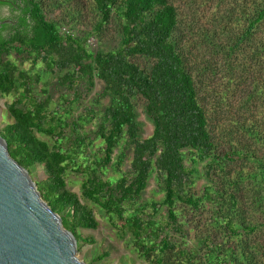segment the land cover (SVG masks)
<instances>
[{"label": "trees", "instance_id": "16d2710c", "mask_svg": "<svg viewBox=\"0 0 264 264\" xmlns=\"http://www.w3.org/2000/svg\"><path fill=\"white\" fill-rule=\"evenodd\" d=\"M13 1L21 5L22 14L16 25L0 27V93H22L8 106L10 121L0 129V136L11 156L30 174L38 166L44 168L46 178L35 183L43 200L75 236L78 248L85 241L78 229H96L98 221L93 210L68 189L65 176L76 166L80 152L87 153L101 139L102 156L93 168L85 169L89 171L83 196L99 206L121 232L130 234L134 250L148 264H264V239H252L258 232L264 234V156L260 152L264 151V80L254 82L252 97L247 98H256L259 106L245 113L240 110L233 118L230 132L247 138V145L235 148L236 138L229 137L228 148L219 151L202 103L206 98L199 97L176 38L179 14L169 0H91L98 15L95 33L113 19L119 22L120 46L111 51L87 49V34L63 33L59 22L47 20L44 0ZM261 5H255L243 33L224 46L227 64L241 48L253 49L251 60L264 63ZM6 29L5 39L1 36ZM136 57L151 60L150 69L141 68ZM29 60L33 66L45 63L58 74L55 86L72 94L74 101L81 97V89L92 91L95 79L103 83L95 101L108 99V105L98 115L94 108L87 110L88 116L99 117L94 139L76 133L84 117L65 122L64 115L49 109L50 95L41 98L32 93L39 76L30 77L20 69ZM138 97L145 101V114L153 124V133L146 139L135 107ZM39 135L51 138L53 145ZM119 148L116 167H122L132 153L130 170L116 181H103L99 172L114 163ZM237 162L243 166L238 168ZM245 163H251L249 170ZM154 173L164 197L141 204ZM200 176L206 183L197 195L192 189ZM162 210L164 214L157 218ZM206 211L213 228L196 235V243L190 245L186 239L198 226L194 216Z\"/></svg>", "mask_w": 264, "mask_h": 264}, {"label": "rangeland", "instance_id": "374dc122", "mask_svg": "<svg viewBox=\"0 0 264 264\" xmlns=\"http://www.w3.org/2000/svg\"><path fill=\"white\" fill-rule=\"evenodd\" d=\"M169 2L177 8L179 14L180 24L176 32L179 47L182 49L187 67L192 71L199 97L208 100H204L202 103L206 105L210 118V128L218 143V150L224 151L228 148L229 137L236 138L235 148L240 149L242 147L240 144L246 143L247 145V138H242L239 133L230 132L232 122H234L233 118L240 110L245 113L255 110V106H259L258 103L254 102V100L257 101L256 98L253 100H247V98L252 97L254 82H260L259 79L264 80V63L262 59L260 62L258 61L259 63L251 60L253 49L241 48L233 56V62L227 64L224 46L233 44V41L243 33L248 24V19L253 16L255 5L259 6L261 3L263 5L264 0H169ZM15 5L17 6V4ZM17 7L19 8V6ZM20 8H22L21 5ZM43 9L47 20L60 23L63 33L89 35L86 46L91 51H111L120 46L121 34L117 19H113L101 32L95 33L98 15L94 11V4L91 0H44ZM5 14H1V18L5 17ZM18 14L15 11L10 12L7 19L16 21ZM242 14H244V18ZM6 25L10 24L7 23ZM8 34L9 29H6L2 31L1 37L6 39ZM259 37L262 38L263 33ZM0 40L2 39L0 38ZM253 46L255 47V44ZM10 59L15 58L11 57ZM134 61L146 71L153 64L151 60L142 57H136ZM18 63L20 64V62ZM20 69L27 71L30 77L37 79L39 76V80L34 81L32 85L34 95L41 98L50 95L52 100L49 109L64 115L62 117L65 122L73 123L81 116L84 117L81 118L76 133L83 136L86 134L94 139V131H96L99 117L88 116L87 110L90 111L94 108L98 115L109 102L108 99H102L97 103L95 101L97 93L101 92L103 88V83L99 79H95V87L91 92L81 89V97L74 101L75 97L72 94L65 93L66 90L55 86L58 74L49 71L45 63L39 62L38 65L33 66L32 61L29 60L20 65ZM44 90L47 92L44 93ZM21 93L22 90L10 96L0 93V129L10 121L7 114L8 106L17 97H20ZM63 97H66L68 101H65ZM135 107L138 121L142 123V138L146 139L153 133V124L145 114V101L138 97L135 100ZM261 110L262 108L258 113L260 117ZM39 137L51 145L54 143L47 136L39 135ZM101 145V139H97L89 149L87 148V153L82 154L80 152V156L75 158L74 164L76 166L68 169L65 176L68 189L77 194L82 204L93 210L98 221L96 229H78L80 235L85 239L81 242V249L78 248V256L86 264H148L134 250L129 239L130 234L121 232L114 226V221L107 214L105 215L99 206L83 196V184L88 178L87 173L89 171L85 169L93 168L96 158L102 156ZM120 149L115 151L114 163L99 172V177L103 181H116L121 174L130 170L132 153L128 155L122 167L119 169L116 167V157L120 154ZM260 152L264 156L262 149ZM245 164L247 166L245 169L249 170L251 163ZM234 165L238 168L243 166L242 162H237ZM197 168L201 170L202 164L197 165ZM30 176L34 182L46 178L42 166L32 169ZM205 183V178L200 176L193 185L192 191L201 195ZM163 197L164 194L158 186L156 173H154L140 203L158 202ZM163 214L164 210L159 213L157 218ZM255 216L258 217L259 215ZM194 219L198 226L196 231H191V236L186 239L190 245L196 243L195 240L198 235L213 228L210 225L208 211L200 216L195 215ZM116 223L120 225V221ZM253 238L262 241L264 234L258 232ZM224 240L226 241V238Z\"/></svg>", "mask_w": 264, "mask_h": 264}, {"label": "water", "instance_id": "95a60500", "mask_svg": "<svg viewBox=\"0 0 264 264\" xmlns=\"http://www.w3.org/2000/svg\"><path fill=\"white\" fill-rule=\"evenodd\" d=\"M7 21H0V27ZM0 264H86L61 216L0 136Z\"/></svg>", "mask_w": 264, "mask_h": 264}, {"label": "flooded vegetation", "instance_id": "af4514ba", "mask_svg": "<svg viewBox=\"0 0 264 264\" xmlns=\"http://www.w3.org/2000/svg\"><path fill=\"white\" fill-rule=\"evenodd\" d=\"M7 8V9H3V8ZM9 9V10H8ZM13 11H15V12H17V13H19L18 14V19L16 20V21H11L10 19H7L8 17H9V15L8 14H10V12H12L13 13ZM6 13L5 15V17L3 16L2 18H1V14H4V13ZM22 14V9H20V8H18L14 3H13V1L12 0H0V21H7L5 24H7V23H9L10 25H12V26H14V25H16V23L18 22V20H19V16ZM4 24V25H5ZM3 26V25H2ZM1 26V27H2Z\"/></svg>", "mask_w": 264, "mask_h": 264}]
</instances>
